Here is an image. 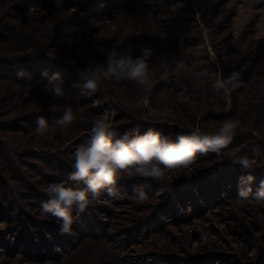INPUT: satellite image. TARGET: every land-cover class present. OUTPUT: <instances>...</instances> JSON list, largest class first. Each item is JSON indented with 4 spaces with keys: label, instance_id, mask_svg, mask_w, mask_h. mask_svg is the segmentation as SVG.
Listing matches in <instances>:
<instances>
[{
    "label": "rangeland",
    "instance_id": "1",
    "mask_svg": "<svg viewBox=\"0 0 264 264\" xmlns=\"http://www.w3.org/2000/svg\"><path fill=\"white\" fill-rule=\"evenodd\" d=\"M129 45L134 56L142 45L154 52L150 90L128 81L106 82L108 90L93 95L68 88L90 64L105 63L108 51ZM158 57L170 64L183 57L185 65L165 69ZM233 71L243 86L227 94L199 75ZM44 72L60 74L65 98L42 90ZM68 106L74 126L34 131L38 116L52 125ZM106 112L114 139L154 128L175 140L197 127L214 134L227 120L241 123L219 157L200 155L160 182L125 175L118 186L126 198L105 192L73 212L72 233L62 234L55 218L40 213L43 189L61 181L83 187L69 179L73 154ZM0 128V165H10L0 166L7 185L0 217L9 219L0 220V264H264V206L237 198L243 172L232 162L249 157L255 192L264 181V0H0ZM140 185L145 202L133 195Z\"/></svg>",
    "mask_w": 264,
    "mask_h": 264
},
{
    "label": "clouds",
    "instance_id": "2",
    "mask_svg": "<svg viewBox=\"0 0 264 264\" xmlns=\"http://www.w3.org/2000/svg\"><path fill=\"white\" fill-rule=\"evenodd\" d=\"M135 46L113 48L107 52L105 63L90 64L79 73L80 80L68 88L77 89L81 95H93L98 91L106 92L102 87L106 82L116 84L128 81L134 82L141 89L150 90L156 73L151 68V58L154 52L147 46H141L140 55L134 56ZM159 65L178 69L185 65L183 57H178L170 64L163 57H158ZM203 82L217 94H227L243 86L241 74L233 71L227 77L214 78L207 72H200ZM23 78L24 73H18ZM166 77L162 76L161 79ZM42 90L49 93L54 100L65 98L68 88L59 73L42 74ZM186 89L177 95L184 97ZM25 96L30 95V89H25ZM110 116L107 112L92 121L89 139L79 144L74 151L73 171L69 179L83 187H71L65 182H51L43 191L47 200L39 202L40 213L52 217L59 223L62 234L72 233L74 223L73 212H85L89 206L100 202L106 192L112 199H124L127 193L118 186L119 181L126 175L131 179L140 177L152 182L163 180L165 173L170 170L186 169L195 164L198 156L215 153L218 157L235 138L239 120H227L222 123L214 134L201 131L198 127L187 134L178 133L175 140L163 135L159 130L149 128L143 134L125 132L118 138L113 131ZM76 116L71 106H68L50 125L44 116H38L35 132L41 136L48 134L53 127L67 129L74 126ZM222 162V160H220ZM241 166L243 175L239 178L237 198L254 199L258 206H264V181H261L255 192L253 164L247 156L236 157L232 161ZM133 195L139 202L149 199L144 185L133 190Z\"/></svg>",
    "mask_w": 264,
    "mask_h": 264
},
{
    "label": "trees",
    "instance_id": "3",
    "mask_svg": "<svg viewBox=\"0 0 264 264\" xmlns=\"http://www.w3.org/2000/svg\"><path fill=\"white\" fill-rule=\"evenodd\" d=\"M88 5H89V4H88ZM88 5H87V6H88ZM84 6H85V5H84ZM87 6H86V7H87ZM88 8H90V7H88ZM92 8H95V7H92ZM8 66H9L10 68H12V66H13V65H12V62L6 63V65H5V64L2 65V67H8ZM17 70L19 71V69H17ZM7 76H8V75H7ZM7 76H6V77H7ZM9 76H10V75H9ZM8 79H9V78H8ZM27 117H29V115H28ZM1 131H4L3 128H0V132H1ZM1 148H2V145H1V143H0V152H1ZM0 166L3 168V169H2V168L0 167L2 170H5V168H6L7 166H10V165H8L7 162L3 161V162L1 163ZM0 188H1V189H7L6 182L4 181V178H3V176H2L1 174H0ZM33 202H34L33 199H32V198H29L28 201L25 202V203L31 205V204H33ZM10 219L12 220L11 217H10ZM0 220H3V221L6 222V223L9 222V219L4 218L3 216L0 217ZM10 234H11V233H10ZM38 234H39V233H37V232L35 233V237H36V238H38V237H37ZM7 236H9V235H7ZM29 239H30V238H29ZM3 241H4V240H3ZM40 242H41V243H40V246H41L42 248H45L46 245L43 244V240H42V239H40ZM1 243L3 244L4 242H2V240H0V244H1ZM23 244H24V243H23ZM2 247H3V245H1V248H2ZM32 251H33V246H32Z\"/></svg>",
    "mask_w": 264,
    "mask_h": 264
}]
</instances>
